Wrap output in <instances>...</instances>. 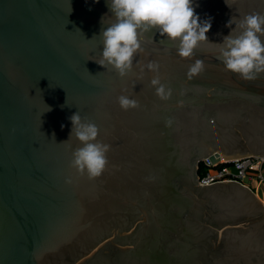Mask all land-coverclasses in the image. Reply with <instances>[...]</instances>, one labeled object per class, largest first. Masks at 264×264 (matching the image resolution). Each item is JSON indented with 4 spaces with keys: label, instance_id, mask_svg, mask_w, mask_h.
I'll use <instances>...</instances> for the list:
<instances>
[{
    "label": "water",
    "instance_id": "water-1",
    "mask_svg": "<svg viewBox=\"0 0 264 264\" xmlns=\"http://www.w3.org/2000/svg\"><path fill=\"white\" fill-rule=\"evenodd\" d=\"M106 3L0 0V264H264L262 201L196 181L215 152L264 154V72L243 79L219 58L230 18L264 14V0H193L208 41L182 58L146 31L122 78L95 62ZM195 59L204 69L189 79ZM76 112L109 145L96 178L70 167Z\"/></svg>",
    "mask_w": 264,
    "mask_h": 264
},
{
    "label": "clouds",
    "instance_id": "clouds-1",
    "mask_svg": "<svg viewBox=\"0 0 264 264\" xmlns=\"http://www.w3.org/2000/svg\"><path fill=\"white\" fill-rule=\"evenodd\" d=\"M106 5L114 19L99 33L102 51L95 62L104 68L110 66L121 78L131 71L134 55L140 50L146 31L156 29L159 35L176 42L177 54L182 58L191 57L200 42L208 41L206 33L211 28V18L201 21L195 13L193 0H107ZM231 25L235 27L223 37L219 58L227 71L243 79H254L256 74L264 72V40L261 39L264 14H246L238 21L231 17L226 26ZM147 67L155 71L157 65L149 62ZM203 69L204 61L195 59L189 67L188 78ZM151 84L157 86L159 98L170 97L171 90L166 91L158 78H153ZM117 102L122 110L138 107L136 100L125 95L118 96ZM69 120L72 125L69 137L74 135L82 145L73 150L70 167L90 179L100 176L108 163L109 145L97 139L98 127L82 121L79 112L73 113Z\"/></svg>",
    "mask_w": 264,
    "mask_h": 264
},
{
    "label": "built area",
    "instance_id": "built-area-1",
    "mask_svg": "<svg viewBox=\"0 0 264 264\" xmlns=\"http://www.w3.org/2000/svg\"><path fill=\"white\" fill-rule=\"evenodd\" d=\"M218 153L215 152L197 162V183L206 186L236 182L258 198V190L264 191V154H246L235 159H222Z\"/></svg>",
    "mask_w": 264,
    "mask_h": 264
},
{
    "label": "crops",
    "instance_id": "crops-1",
    "mask_svg": "<svg viewBox=\"0 0 264 264\" xmlns=\"http://www.w3.org/2000/svg\"><path fill=\"white\" fill-rule=\"evenodd\" d=\"M263 175H264V169H263ZM258 198L260 201L264 203V191L262 189L258 190Z\"/></svg>",
    "mask_w": 264,
    "mask_h": 264
},
{
    "label": "bare ground",
    "instance_id": "bare-ground-1",
    "mask_svg": "<svg viewBox=\"0 0 264 264\" xmlns=\"http://www.w3.org/2000/svg\"><path fill=\"white\" fill-rule=\"evenodd\" d=\"M218 154H219V157L222 158V159H228V158H233V159H235V158H238V157L241 156V155H238V156L227 157V156H222L221 152H219ZM242 155H244V154H242ZM245 155H246V154H245Z\"/></svg>",
    "mask_w": 264,
    "mask_h": 264
},
{
    "label": "rangeland",
    "instance_id": "rangeland-1",
    "mask_svg": "<svg viewBox=\"0 0 264 264\" xmlns=\"http://www.w3.org/2000/svg\"><path fill=\"white\" fill-rule=\"evenodd\" d=\"M263 203V202H262ZM264 204V203H263Z\"/></svg>",
    "mask_w": 264,
    "mask_h": 264
}]
</instances>
